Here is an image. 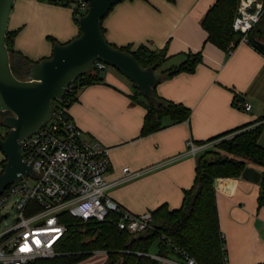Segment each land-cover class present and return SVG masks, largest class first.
Wrapping results in <instances>:
<instances>
[{
	"label": "crops",
	"instance_id": "0c3cea01",
	"mask_svg": "<svg viewBox=\"0 0 264 264\" xmlns=\"http://www.w3.org/2000/svg\"><path fill=\"white\" fill-rule=\"evenodd\" d=\"M214 1L121 0L102 21L106 40L117 47L165 48L164 64L169 65L155 70L158 75L188 53H201L202 61L193 73L164 77L155 87L160 97L190 108L188 119L172 122L164 117L162 129L142 136L145 107L132 99V83L105 67L100 80L79 89L67 108L87 139L95 138L108 148L110 166L104 179L119 183L107 193L132 213L162 204L169 209L181 206L183 191L194 180V156L186 155L188 139L206 140L264 113V55L247 43L240 42L227 53L206 40L201 20ZM72 10L73 5L15 0L7 28L18 30L13 42L17 56L36 62L49 57L56 42L77 36ZM235 97L250 103L251 109L236 107ZM125 167L141 174L122 181ZM214 186L227 264L264 261V195L262 204L258 202L264 184L240 176L216 178ZM156 249L148 254L155 255ZM169 258L179 260L176 255Z\"/></svg>",
	"mask_w": 264,
	"mask_h": 264
},
{
	"label": "trees",
	"instance_id": "16d2710c",
	"mask_svg": "<svg viewBox=\"0 0 264 264\" xmlns=\"http://www.w3.org/2000/svg\"><path fill=\"white\" fill-rule=\"evenodd\" d=\"M40 1L67 7L72 6L71 3L74 2V0ZM238 2L239 0H215L201 20V26L207 33L206 40L219 49L227 50L231 42L234 44L239 42L241 33L232 28ZM76 14L75 7L72 10V15L78 25L79 17L85 12L80 13L79 16ZM263 17L264 12L258 23L247 33V37L249 44L264 55V50L255 44L257 40L264 41V28L261 25ZM103 19L104 17L101 19V28L104 34ZM17 32L18 30H9L8 28L6 30V46L11 56L18 54L13 48ZM79 34L80 29L77 36ZM111 45L117 47L114 44ZM118 48L131 53L143 68L154 66L157 70L168 59L165 48L154 50L145 44L134 47L128 44ZM201 61L200 52L188 53L182 62L161 70L159 73L165 74L164 77L180 72L193 73ZM33 62L22 56L19 64L11 63V70L17 78L24 79V69ZM100 71L93 67L92 72L84 73L72 82V90H67L62 98L65 99L66 113L70 104L76 100L79 89L100 80ZM132 85L134 87L132 99L141 103L146 110L140 130L142 136L162 129L165 126L164 117H168L172 122H181L189 118L191 110L182 103L160 97L154 88L153 95L157 101L156 104L143 97L136 86L133 83ZM236 100L235 97L233 101L235 106ZM55 102L56 100L53 103L55 104ZM6 113L0 111V126H2L1 120ZM263 119L264 113L241 126L206 140L197 141L198 144L216 142L195 155L193 184L189 189L183 191L181 206L177 209H169L166 204H162L151 210L153 220L150 228L140 233H130L119 229L116 215H111L103 222H88L86 224L71 222L59 246V251L62 254L51 258L36 259L31 263L76 264L94 251H104L106 254L105 264H159V261L147 255L152 244L157 241L156 255L165 257L176 255L173 250L176 246L185 251L187 255L192 256L197 264H225L226 250L223 249L225 239H221L214 179L240 177L243 169L251 166L261 172L259 184H264V145L259 141L264 125H256ZM3 137L4 135H0V139ZM5 160L2 162L4 163ZM2 171L3 167L0 173ZM263 195L264 191L258 198L260 204H262ZM255 264H264V261Z\"/></svg>",
	"mask_w": 264,
	"mask_h": 264
},
{
	"label": "built area",
	"instance_id": "2783aa9c",
	"mask_svg": "<svg viewBox=\"0 0 264 264\" xmlns=\"http://www.w3.org/2000/svg\"><path fill=\"white\" fill-rule=\"evenodd\" d=\"M72 5L77 9L76 16L88 8L86 0H74ZM263 12L264 0H239L232 23L233 30L241 33L238 43L249 44L247 33ZM234 47L231 42L226 52L231 53ZM93 67L102 70L105 64L95 61ZM71 84L66 91L72 90ZM62 98L56 100L45 125L20 141L21 158L31 165L33 175L10 183L0 194V213L4 211L0 221L10 215L5 210L9 200L10 209L15 212L12 224L0 233V264H30L36 259L59 256L62 254L59 246L71 222H103L116 215L118 228L130 233H140L151 226L150 211L134 214L108 195L107 190L119 183L104 179L110 166L109 150L97 139L84 137L83 131L66 113ZM236 106L246 111L251 109L250 103L240 99L236 100ZM258 124L264 125V119ZM259 141L264 145V129ZM215 142L198 144L188 139L186 155L195 157ZM122 171V181L141 174L129 172L128 167ZM221 239H224L223 234ZM173 250L179 260L147 255L159 262L197 264L179 247ZM224 262L227 264L226 258Z\"/></svg>",
	"mask_w": 264,
	"mask_h": 264
},
{
	"label": "water",
	"instance_id": "95a60500",
	"mask_svg": "<svg viewBox=\"0 0 264 264\" xmlns=\"http://www.w3.org/2000/svg\"><path fill=\"white\" fill-rule=\"evenodd\" d=\"M14 1L0 0V111L7 112L1 120L7 130L0 139V150L6 159L0 173V194L10 183L33 175L31 165L21 158L20 141L45 125L54 111L53 102L64 96L78 76L92 72L95 61L115 68L143 97L156 104L153 90L165 76L156 74L154 66L141 67L131 53L106 40L101 19L121 0H86L87 11L78 19L80 34L67 43L56 42L51 55L26 66L25 78L19 79L13 74L11 63L19 64L20 58L11 56L6 46V30ZM255 44L264 50L262 41L257 40ZM261 176V172L251 166L241 173L242 179L253 183H258Z\"/></svg>",
	"mask_w": 264,
	"mask_h": 264
},
{
	"label": "rangeland",
	"instance_id": "374dc122",
	"mask_svg": "<svg viewBox=\"0 0 264 264\" xmlns=\"http://www.w3.org/2000/svg\"><path fill=\"white\" fill-rule=\"evenodd\" d=\"M261 25L263 26L264 28V17L263 19L261 20ZM14 56V55H13ZM169 64H164L162 67H166L168 66ZM105 68L115 72L116 74H118V76L120 78H123L128 84H131L130 81L125 78L121 73H119L115 68H113L112 66L110 65H107L105 64ZM5 130V128H3L2 126H0V135H5V133H3ZM85 137V136H84ZM86 138V137H85ZM5 159V156L3 154V152L0 150V170L1 168L3 167V160ZM10 204H11V200H9L6 204V207H5V210L9 211L10 212V215L7 216L6 218H3L1 221H0V233L5 230L6 228H8L12 222H13V219L15 217V212L13 210L10 209ZM147 212V211H145ZM145 212H141V213H137V214H143ZM4 213V211H2V213H0V215H2ZM135 214V213H134ZM157 247V241H155L150 250L152 251H155ZM101 261V262H100ZM106 262V258L104 256V254L100 251H94L92 252L89 256H87L84 260L80 261L79 263H76V264H105ZM30 264H35V263H30Z\"/></svg>",
	"mask_w": 264,
	"mask_h": 264
},
{
	"label": "flooded vegetation",
	"instance_id": "af4514ba",
	"mask_svg": "<svg viewBox=\"0 0 264 264\" xmlns=\"http://www.w3.org/2000/svg\"><path fill=\"white\" fill-rule=\"evenodd\" d=\"M6 130H7V129H5L3 133H5V132H6Z\"/></svg>",
	"mask_w": 264,
	"mask_h": 264
},
{
	"label": "snow or ice",
	"instance_id": "6c2138e0",
	"mask_svg": "<svg viewBox=\"0 0 264 264\" xmlns=\"http://www.w3.org/2000/svg\"><path fill=\"white\" fill-rule=\"evenodd\" d=\"M23 250H27V249H23Z\"/></svg>",
	"mask_w": 264,
	"mask_h": 264
}]
</instances>
